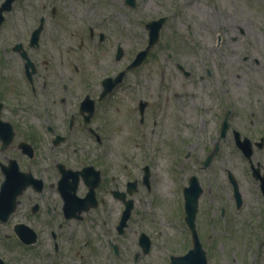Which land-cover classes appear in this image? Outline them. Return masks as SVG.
Instances as JSON below:
<instances>
[{
  "label": "flooded vegetation",
  "instance_id": "obj_1",
  "mask_svg": "<svg viewBox=\"0 0 264 264\" xmlns=\"http://www.w3.org/2000/svg\"><path fill=\"white\" fill-rule=\"evenodd\" d=\"M48 7L47 0H0V264H125L150 253L147 226L153 224L138 212L142 190L152 194L153 160H143L138 129L150 106L157 116L152 125L161 115L168 118L173 137L191 131L188 120H195V138L170 142L165 151L171 176L185 168L182 185L195 182L201 189L193 222L205 253L206 245L247 247L246 264H264V132L255 130L252 110L249 124L239 121L232 99L235 90L243 92L245 104L254 86L232 80L207 85L200 75L175 81L169 63L186 78L190 63L168 52L151 100L143 99L138 84L126 82L130 70L103 94V79L128 63L99 77L95 57L84 66L72 63L52 40L58 27L48 17L55 18L56 6ZM95 33L100 46L106 35L90 27L89 37ZM215 39L220 53L229 54L227 67L238 61L248 67L252 43L241 27ZM160 55L158 49L152 55L156 66ZM206 119L213 120V130H206ZM126 134L133 135L132 144ZM147 153L153 158V151ZM135 213L139 231L130 253L124 236ZM186 216L183 205L190 237Z\"/></svg>",
  "mask_w": 264,
  "mask_h": 264
},
{
  "label": "rangeland",
  "instance_id": "obj_2",
  "mask_svg": "<svg viewBox=\"0 0 264 264\" xmlns=\"http://www.w3.org/2000/svg\"><path fill=\"white\" fill-rule=\"evenodd\" d=\"M47 5L48 9L56 6L55 18L48 17V19L57 23V35L52 40H57V46L62 50L63 56L70 57L72 63L78 65L88 64L87 62L95 57L98 72L94 73L98 77L100 74H110L113 70L118 71L124 63H129L136 51L146 45L148 34L145 22L165 15L167 18L160 29L158 42L143 63L128 72L126 82L138 84L143 99L151 100L153 79L160 80L162 77L159 73L162 68H166L163 61L165 55L170 52L177 59L182 54L190 63L185 66L192 75L186 78L170 62V68H173L175 72L172 79L175 81L194 80L200 75L199 79L205 80L207 85L209 81L217 80L239 81L240 86L251 83L250 85L254 87L250 90L249 101L243 104L241 98H245L247 94L240 91L236 93V90L232 94L234 97L232 99L235 110L239 113V121H246L249 124L248 112L252 110L255 113L253 117V122L256 124L255 130L259 133L264 132V0H136L135 7H128L124 4V0H47ZM90 27L95 32L105 33L106 39L100 46L97 45L96 33L93 38L89 37ZM238 27L244 30L246 37L252 43L249 52L250 62L248 67H244L243 63L238 61L236 66L230 68L226 66L230 64L229 54L226 50L222 51L223 54L220 53L216 47L215 37L218 33H236ZM117 43L121 44L125 53L120 61H115L113 58ZM156 49L161 54L158 67L152 58ZM239 53L244 52L240 50ZM253 58H256L258 63L253 62ZM166 78L165 73L164 79ZM256 84L258 88L255 87ZM119 85L118 94H122L123 85ZM240 86L238 90L242 91L243 87L240 88ZM148 110L138 129L140 128L142 133V147L147 152L148 150L154 152L153 158H148V153L145 154L144 149L142 153L144 161L153 160V185L151 195L142 190L138 212L145 213L153 224V226L151 224L147 226V229L151 230L152 246L150 253L143 259H139L137 263H133L130 256L125 264L148 262L169 264L170 254H182L191 246L189 233L183 223L182 190L184 186L182 183L183 181L185 183L187 172L185 168L179 167L181 169L179 177L183 181H180L175 170L172 178L165 148L170 142L179 144L181 140L188 141L190 138H195L193 134V130H196L195 120L191 118L188 120L191 131L182 132L173 137L170 120L161 115L156 124L152 125L157 116L154 115L152 106ZM126 115L127 111L123 109L122 116L126 117ZM213 126V120L206 119V130H213ZM126 136L128 141L133 137L131 134ZM185 165L193 169L192 163L186 162ZM139 219L140 216L135 213L124 236L130 253L137 239ZM221 246L222 248H216L206 245L208 264H246L247 247H228L223 251V245ZM230 249L235 250L234 254L230 252ZM212 258L215 261H212ZM231 258H234L235 262L231 263ZM72 264L92 263L76 260Z\"/></svg>",
  "mask_w": 264,
  "mask_h": 264
},
{
  "label": "water",
  "instance_id": "obj_3",
  "mask_svg": "<svg viewBox=\"0 0 264 264\" xmlns=\"http://www.w3.org/2000/svg\"><path fill=\"white\" fill-rule=\"evenodd\" d=\"M125 3L129 6H134L135 0H125ZM164 19H165L164 17H161L158 20H154V21L147 23V28L149 29L148 44L144 50H141L137 53L135 59L129 65V67H133L142 62L148 49L157 41L158 32H159L160 26L162 22L164 21ZM120 78L121 77H119L117 81L120 80ZM110 83H111V86H113L112 82ZM110 87H108L107 89H109ZM147 169L148 168L146 167V170ZM200 191H201L200 187H198V185L195 182H190V185L186 187L184 190L185 208H186V214H187L186 220L191 228L193 246L183 255L171 256L170 264H207L205 254L201 248V244L199 242L198 235L194 228V222H193L194 213L196 211L197 199L200 194ZM263 192H264V188H263ZM142 237L144 240L143 242L145 244V247L143 250L146 252L149 247L148 238L146 240V236L144 234H142L141 238Z\"/></svg>",
  "mask_w": 264,
  "mask_h": 264
}]
</instances>
